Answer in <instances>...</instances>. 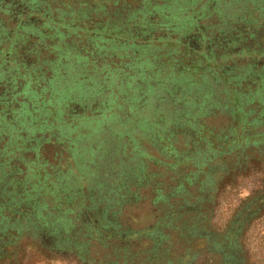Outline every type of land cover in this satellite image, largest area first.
Segmentation results:
<instances>
[{
  "label": "rangeland",
  "instance_id": "374dc122",
  "mask_svg": "<svg viewBox=\"0 0 264 264\" xmlns=\"http://www.w3.org/2000/svg\"><path fill=\"white\" fill-rule=\"evenodd\" d=\"M133 2L135 6H130L131 0H114L109 5L106 0H0V71L14 73L24 63L25 74L37 76L34 83L24 80L26 103L14 120L17 124L24 118L27 128L19 127L16 148L8 143L5 150L15 151L16 158L3 152L6 159L0 163V252L7 248L12 255H4L2 264L9 260L13 264H75L59 255L32 254L28 260L24 257L32 248L25 241L35 239L52 253L76 243L82 232H108L109 238H117L115 217L120 214L117 218L131 221L134 228L141 224L145 211L152 210L149 200L158 189L160 193L171 191L169 186L177 185L194 168L183 162L192 157L201 162L204 150L215 154L209 158L211 166L224 162L229 171L228 177L213 180L210 194L224 217L264 183V165L245 164L239 148L234 151L231 145L224 146L227 141L235 146L239 137L256 132L247 125L246 107L238 121L239 107L228 88L233 82L243 85L251 79L248 85L264 91V65L259 68L256 63L264 44L248 50V42L257 43L264 30V0ZM108 6L129 7L133 12L125 19L117 11H107ZM24 8L33 10L27 14L33 23L23 19ZM219 9L222 11L217 12ZM38 11L44 16H37ZM42 17L47 18L43 28L37 24ZM84 18L88 19L83 22L86 26L75 25ZM112 18H116L115 30L124 35L111 34L103 26L96 34L88 33ZM203 30V40L210 43L209 55L178 51L182 39L191 44ZM156 32L164 34L156 37ZM30 35L35 40H49L48 45L23 54ZM107 37L111 46L100 48ZM217 47L222 50L215 53ZM219 53L231 58L226 60L231 64L223 70L222 79L211 65L201 70L195 66L200 64L196 54L214 58ZM236 57L247 60L240 65ZM200 60L205 62L203 57ZM211 104L215 107L208 110ZM210 135L213 140L207 142L205 136ZM248 139L245 137L246 142ZM14 162L22 170L20 187L9 175ZM197 178L198 183L186 185L188 192L199 193L200 180L206 178L203 174ZM256 216L261 218L245 227L247 241L254 245L263 239L264 217ZM172 233L178 243L180 237L176 231ZM89 243L90 252L101 258L103 247L93 239ZM197 243L192 246L199 247ZM242 262L231 254L225 264Z\"/></svg>",
  "mask_w": 264,
  "mask_h": 264
},
{
  "label": "trees",
  "instance_id": "16d2710c",
  "mask_svg": "<svg viewBox=\"0 0 264 264\" xmlns=\"http://www.w3.org/2000/svg\"><path fill=\"white\" fill-rule=\"evenodd\" d=\"M113 1L114 0H106L107 5H109V2H113ZM131 1H132V5L130 6H135L136 3L133 2V0ZM143 1L144 0H137V3L142 4ZM98 9L99 8H97V10ZM108 9L109 10L107 11L111 10V13L113 11H117L118 15L124 17L125 19L127 18V15L133 12L132 10L129 9V7L111 8L108 6ZM32 11L33 10H27L24 8L23 19L25 21L29 20L31 23H33V21H31L30 18H28L27 16V14H31ZM214 11L216 12V10H211V12ZM221 11L222 10L219 9L217 12H221ZM40 12L41 13H39V11L38 13L35 12V14H37V16L38 15L44 16L42 14L43 11ZM96 12L99 13L100 11H96ZM42 18L43 20L37 24H39L38 26L43 28L45 27L46 24L45 21H47V18L46 17H42ZM105 18L107 19L108 16L106 15ZM115 19L116 18H112L108 21L105 20L106 22L104 23V25L102 24L100 26H95V27L93 26L92 28L93 32H88V33L93 34L95 33L96 29H101L103 26L104 30L111 34L118 33L119 35H124L123 32H117L115 30L114 27ZM48 20H51V18H49ZM85 21H88V19L85 18L81 19V21L77 22V24L75 25L78 26L81 23L80 25L81 27L83 25L86 26L87 23H83ZM89 22L91 21L89 20ZM89 22L88 24H90ZM125 22L122 24L128 26V24ZM56 24H59L57 19H56ZM129 26L132 27L133 22H130ZM75 31L79 33V31L77 30ZM161 34L164 33L161 32ZM161 34L156 32L155 35L157 37L158 35ZM24 35H28L27 32H25ZM205 37L206 35L203 30L202 32H200L199 35L193 37V39L191 40L192 42L191 44L189 43V39H182L180 41V46L177 49L178 51L181 52L190 50V53L196 50L195 52L200 51L204 55H209L210 43L209 41L207 42L203 40V38ZM32 38L30 35L29 43L30 42L32 43L30 44L28 43L27 50L25 49L23 54L25 53L27 54V52L32 51L35 48H39L42 45H48L49 40H45V39L40 40V38L38 37H35L36 40ZM105 39H108L107 42H101L102 44L100 43L99 46L100 48L102 47V49L103 48L107 49L112 44V41H110L109 37ZM203 43H206L208 46ZM103 44L105 45L109 44V46L106 47ZM257 44H259V48L261 44L262 45L264 44V30H262L258 34L257 43L251 44V42H248L249 52L254 51L253 49H255V46ZM219 49L222 50L219 47H217L216 50L215 49L213 50L215 51V53H218ZM204 55L202 56H199L198 54L195 55L196 58H198L196 61H200V64L196 63L195 66L199 70H201L202 66L211 65L213 67V70L216 71L215 75L216 76L219 75V77L222 79V77L224 76L222 73L223 70L229 64H231V62L226 63V60H230L231 58L220 56V53L218 54L219 56L217 57L213 56L214 58L212 57L210 58L209 56L204 57ZM2 57L0 56V63H2ZM201 57L204 58L205 60L204 63L201 62L200 60ZM232 58L235 59L234 57ZM216 60H221L222 62ZM246 60L247 59L240 60L238 59V57H236V62L240 61L239 62L240 65L244 64ZM4 61H7V63H9L8 58H4ZM29 61L31 62V60L27 61L28 64L31 65L35 64V62L29 63ZM18 63H20V61H18ZM256 63L258 64L257 67L259 68L264 65V49L261 53L257 55ZM20 66H21L20 70L14 73L11 72L7 73L6 72L7 70L0 71V88L2 89L0 91V163L1 164H4L6 159V156L5 157L3 156V152L10 153L11 158L14 157L16 158L15 151H11V150L5 151L7 150L6 149L7 144L9 143V145H11L13 148H16L17 142L15 139L18 138V136L16 135V131L19 130L18 128L22 126H25L27 128V126L24 123H22L24 118H22V120L17 124L14 123V120L17 118L18 113H20L21 109L26 103V100L23 99L24 88H25L23 86L24 80H28L31 83H34L37 80V76L33 74L34 72L25 74L23 70L25 68L24 63H21ZM211 66L210 68H212ZM43 76L45 75L43 74ZM48 77L49 76H45V78ZM249 81H251V79H248L246 83H243V85L242 84L238 85V83L233 82V84L230 85L231 87L229 86L228 91L230 95L236 100V106L239 107L236 109L237 115H235L236 117H238V121H240V115L241 116L244 115V111L242 110V108L246 107V109L249 110V114L247 112L246 115L247 125H250L253 128H255L256 132L252 135L239 137V141L236 143L235 146L233 143H229L226 140L227 142L225 143L224 146L228 147L229 145H231L230 149L234 151L239 148L240 151H242L241 156L242 159L245 160V164L248 163L250 165L257 163L258 164L257 166L259 167L261 164L264 165V113L262 115L258 114L261 110L264 111V91L261 89V87L248 85ZM44 98L43 101L45 103L47 101ZM253 104L256 105V108L247 107ZM212 107H215V104H211L208 110H210ZM227 108L228 106L225 107V110ZM240 110L243 111L242 114H240ZM249 117L250 119H248ZM11 125H14V128L11 127ZM257 127H260V129H258ZM9 131L11 132V134H8ZM207 134L210 133L207 132ZM11 135L13 136V139L10 140ZM205 137L207 142L213 140L212 136L211 137L205 136ZM245 137L247 138L249 137L247 141L248 144L245 141ZM211 144L212 143L209 142V145ZM229 152L230 151H228L227 153ZM212 156H215V154L212 152L206 153V150H204L202 152L201 162L198 163L196 157H192L189 162L187 161L183 162V164L185 163V166H194V168L190 169L189 172L186 175H184L183 179L177 183V185L169 186V190L171 191L167 193H160V189H158L155 196L149 200L150 207H152V210L149 209L145 211L143 215V222H140L141 224H139L137 227L135 228L132 227L131 221L125 223L124 220L123 221L119 220V218L117 217L120 214L116 216L115 219L118 222V227L113 228V233L115 235H118L117 238L115 237L109 238L107 235L109 234L108 232L104 233V235H101L96 230H94V232L90 233L89 235H85L82 232V234L79 235V240L76 243L63 245L60 249L52 251V253H50L48 249L42 246L35 239H33L31 242L29 240H26L29 241L30 243L27 244L25 241L26 246L28 245L32 249L30 251L31 254H27L26 252L24 258L29 260L35 254H39L40 256H45V257L47 256L54 257V254L62 251L61 249H68L76 252L79 258L78 260L81 261L80 262L81 264H84V262L89 263V261L93 262L94 260L90 258V249H89V244H90L89 240L93 239L99 242V244L103 247L104 250V255L102 254V257L98 259L101 262V264H225L231 254H236L241 262L245 260V262L248 263L250 262L252 264H264L263 262L264 261V223H263V228L261 230L262 231L261 234L263 236L261 244L254 245L248 243L247 233H245V227L249 224V222L253 224L255 220L261 218L259 216H256L257 214L260 213L264 217V183L257 185L258 190L257 191L254 190L253 192H251V194L248 195V197L246 196V198H244L245 200L242 199L238 201L235 205V208L233 209V212H231V214H229L228 216L224 217L219 209L217 208L215 209L214 207L215 197L213 198V196H210V194L213 191V186H214L212 184L214 183L213 180L223 179L225 177H228L227 174L229 173V171L227 169V166L224 165V162H221L216 166L214 165L211 166L210 165L211 160H209V158ZM214 158L217 159V157ZM194 161H196L199 165L197 166V164H195ZM202 162L205 163L203 164ZM176 166L177 164H175V167L173 168H176ZM12 167L13 170L9 175L16 182L18 187H20V182L22 178L21 177L18 178V175L22 173V170L18 168V163L13 164ZM37 168L35 167L34 170H36ZM197 170H200L199 174H197ZM216 173L217 176L216 178H214V174ZM11 174L13 175L11 176ZM202 174L205 175L206 179L203 181L201 178L200 180L201 184L196 189L199 191V193L194 194V192L193 193L188 192L186 185L195 184V182L198 183L199 179L197 177H201ZM232 176L233 174L231 175V177ZM1 184H3V182H0V186ZM254 192L256 193L254 194ZM126 194L127 193H124L123 198L128 200ZM121 202L124 203L126 201L122 200ZM139 202H140V198H136L135 203H139ZM219 203L220 202H218V205ZM131 207L132 205H128V208ZM261 210H263L262 213ZM118 228L120 230H118ZM175 231L177 232L178 237H180V240L178 239L179 241L178 243L177 241H174V239H172L171 237V232L174 233ZM25 237L27 238V236ZM85 237L87 239H85ZM105 237L107 238L104 241H100V239L103 240V238ZM22 238L21 240H23ZM81 238H84V240ZM112 242H117V243L112 244ZM194 242L196 243L198 242L197 246L199 247L197 248L193 247L192 243ZM182 243L183 245L180 246V244ZM131 245H133L134 249L131 248ZM179 246L181 250H179L178 252L177 250ZM245 246L248 251L247 250L245 251L244 249ZM6 249L7 248L5 249L3 248V251L0 252V264H2L3 262L4 255L6 257L10 256V258H12L10 251H7ZM261 249L262 252H260ZM12 252L13 250L11 251V253ZM262 254H263L262 256L263 260H260ZM171 255L174 258H172ZM196 258H197V263H195ZM5 264H13V263L12 260H9ZM242 264L244 263L242 262Z\"/></svg>",
  "mask_w": 264,
  "mask_h": 264
},
{
  "label": "flooded vegetation",
  "instance_id": "af4514ba",
  "mask_svg": "<svg viewBox=\"0 0 264 264\" xmlns=\"http://www.w3.org/2000/svg\"><path fill=\"white\" fill-rule=\"evenodd\" d=\"M61 252H58L56 254H54V256H62L63 258H67V259H71L73 260V262H75V264H81L80 260H78V255L76 254V252L68 250V249H61ZM90 258H92L94 261L93 262H84V264H101V262L98 260L99 258L94 257V255L90 252ZM89 259V258H88Z\"/></svg>",
  "mask_w": 264,
  "mask_h": 264
}]
</instances>
